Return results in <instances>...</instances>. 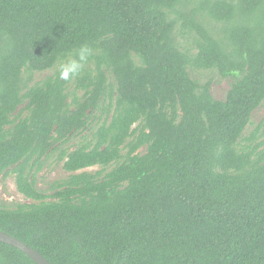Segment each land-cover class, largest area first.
<instances>
[{
  "label": "trees",
  "instance_id": "16d2710c",
  "mask_svg": "<svg viewBox=\"0 0 264 264\" xmlns=\"http://www.w3.org/2000/svg\"><path fill=\"white\" fill-rule=\"evenodd\" d=\"M82 45L76 78L32 81ZM263 103L264 0H0V176L31 200L0 230L51 264H264ZM0 264L36 263L0 242Z\"/></svg>",
  "mask_w": 264,
  "mask_h": 264
},
{
  "label": "rangeland",
  "instance_id": "374dc122",
  "mask_svg": "<svg viewBox=\"0 0 264 264\" xmlns=\"http://www.w3.org/2000/svg\"><path fill=\"white\" fill-rule=\"evenodd\" d=\"M182 41H184V39H182ZM57 69L58 65L53 69H49L43 72H35L33 74L32 81H39L44 77L51 75ZM189 73L192 78L196 79L201 84L210 82V93L216 100L225 99L226 93L231 85V78L223 79L213 69L189 68ZM70 89H72V87H70ZM21 107L22 106H19L17 111ZM99 115L100 113L98 112V116ZM263 117L264 103L252 112L251 122L246 127L243 136H250L255 126L263 119ZM78 140H80V138H76L75 141ZM62 163L63 162H60L58 160L57 152H54L45 160L43 167L39 171H37L35 175L37 188L39 191L47 194L53 193L58 183L68 176V173L62 168ZM98 169H100V166L87 168V170L90 171H96ZM28 202H31V200L26 199L16 189L14 173L8 174L5 177L0 176V203L6 204L7 206H13L15 204Z\"/></svg>",
  "mask_w": 264,
  "mask_h": 264
},
{
  "label": "clouds",
  "instance_id": "9594fccd",
  "mask_svg": "<svg viewBox=\"0 0 264 264\" xmlns=\"http://www.w3.org/2000/svg\"><path fill=\"white\" fill-rule=\"evenodd\" d=\"M93 51L88 45H82L75 56H69L60 61L58 65L59 79L70 81L76 78L88 63Z\"/></svg>",
  "mask_w": 264,
  "mask_h": 264
},
{
  "label": "water",
  "instance_id": "95a60500",
  "mask_svg": "<svg viewBox=\"0 0 264 264\" xmlns=\"http://www.w3.org/2000/svg\"><path fill=\"white\" fill-rule=\"evenodd\" d=\"M0 242L6 245H10L22 253L27 255L36 264H51L45 257H43L38 251L28 246L18 238L0 230Z\"/></svg>",
  "mask_w": 264,
  "mask_h": 264
}]
</instances>
